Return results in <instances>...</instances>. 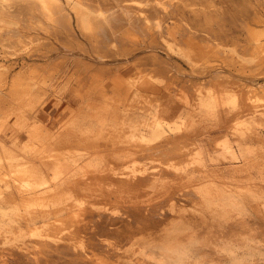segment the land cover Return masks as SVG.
I'll list each match as a JSON object with an SVG mask.
<instances>
[{"label":"rangeland","instance_id":"obj_1","mask_svg":"<svg viewBox=\"0 0 264 264\" xmlns=\"http://www.w3.org/2000/svg\"><path fill=\"white\" fill-rule=\"evenodd\" d=\"M72 16L74 20V14H72ZM11 21V26L6 25V29L4 28L3 34L0 37V65L5 69L3 70L5 71L6 76H9L10 78L13 76V74L15 76L17 74H21L23 75V77H25L24 81L28 80L31 82V84L34 83V97L32 96V98L35 100L34 108L38 107L37 111L40 114V119L38 121L39 125H42L43 128H48L51 132L69 131L70 133H75L76 135H78V137H80L79 141L82 138L78 145H75L73 147L70 146V148L66 147L65 149L59 151L57 150V148L56 150L53 149V146L55 145L52 143V139L50 140L51 142H49L50 144L45 141V146L43 145V143L37 144V149L35 148L36 152H40V149L43 150L44 148L46 152H48V154L50 153L49 155L40 158L38 164L42 167H45L47 165V162L54 161L71 166L77 165V163H79V169L76 167H72V170L69 166L66 167L67 169L63 167L62 171L58 175H65V172H67L66 176L77 173L76 176L78 177L80 174L84 173L83 176H81L84 178H86L88 174L94 175V172H99L100 169H110V171H113L116 174L133 172V168L138 172L144 169V174H148L151 176L153 174L150 173H157L161 170L170 171L171 174L169 175L171 177L169 176V178L172 179L170 181V184H172V186H170L171 188L169 186L167 188H162L159 186V184H154L152 186L153 183H151V187H149L148 185L145 188L147 191L144 189L145 192L140 194V197L138 199H133V201H136L134 203V205L136 204V207L138 202L140 205L144 201V203L140 205V208L138 205L139 211H137L138 208L136 207H134L133 209L136 208L137 210H135L138 212L137 215H139L142 210H145L146 208H142V206L145 205V202L147 204L148 202H155L158 203L157 205L153 206V209L156 212L158 211L156 210L158 207H162L159 211L167 212L170 210L172 202L179 201L175 199L168 200L166 198L168 193L174 189V196L180 197L182 201H179L177 203H181V206L177 205L180 208L174 207L175 211L177 208L179 210H177L173 215H158L159 218L162 217V221L156 219L155 217L158 218V216L156 215L155 217L147 216L148 218L146 220V213H144L145 211H143L139 215V220L135 223V225H132L133 228L137 227L138 230L134 229L133 231L131 227H124L123 225L125 222L132 218L128 213L129 211L133 210V205L129 206L128 210L127 205L130 204L129 202L126 205V201L122 200L124 203H121V200L119 202L118 200L115 201L113 198H111V200L108 202L106 200L93 201L90 200L93 198V196L91 195L93 191H91L90 194L82 195L81 201L83 202V204L86 202L85 206H90L93 202V209H97L98 211L100 210V212L103 213V216L107 212H109L110 214L113 213L112 217L114 216V222L112 221L113 219H110L112 217L109 218L108 216L107 218L104 216L106 220H108L110 223H113L112 226H123L122 229L118 232H113L112 235H109L111 236L113 241L115 236H117V239L121 236V238H119L120 240H118L119 242H116V238L114 241L116 242V244L119 243L117 244L118 247L112 240L109 239L110 237L106 236V239L105 237H103L105 240L101 238L103 240V243L102 241L100 243H102V245L105 243V248H101V250H99V252L102 251V253L100 252L102 255H100L96 248L99 239L95 240L91 233L94 229L93 228L91 230V227L94 226V223L97 224L96 222L97 220H100L102 214L101 216H99V219L97 218V214L95 215V218H93V216L92 219H94V221H92L91 218H89V215H87L88 219H90L91 221L89 220V222H87L88 219L83 218V222L81 221V223L79 222L81 218L80 220H73L71 222H67V220L55 221L54 218H51V222L43 223L42 221H38L37 223H34L31 220H24L23 217L20 218L19 224L16 225L17 223L15 221L8 222V219H6V223L2 225L4 228L0 229V264H62L65 261H67L68 264H73L74 262L79 263L81 260L82 261L79 264H96L97 262H99L98 264H115L116 261V264H156V254L148 248L147 242L149 240L158 239L162 228L168 223L175 220H179L190 225L193 231L196 233L197 237L203 241L201 248L198 249V255L203 258L201 264H227L226 259L218 256L216 253V247L221 240L235 238L241 234H248L246 233L247 231H244L245 226L249 224L253 228H256L257 226L261 228L260 229L257 227V230L260 229V231H264V210L260 205L258 207L256 204V200L259 199L250 198L249 201L245 199V194L249 192L250 188L261 187L264 191V157H262L264 156V140L255 142L253 143V145H239L235 140H231L230 144L233 150L231 149V151L228 153L227 151L223 150L225 144L222 142L225 141V138L220 134V132H218L219 125L217 126V124H215L219 123L218 117L216 116V113L211 111L213 109H223V107H234V105H236L237 103L240 104V101L244 103L246 96H249L252 100H255V104H260L259 106L250 109V115L255 114V109L264 111V49L257 51H253L250 49V52H245L243 49H238V47H235V45L233 46V44H229V46L225 47L226 51H224V54L219 56L220 58L212 57L213 59H211V63L215 64L217 62L214 65V68L215 66L216 68H218L219 66L217 67V65L220 64L219 68H221L223 72L225 71L224 77H226L225 79L229 82L228 84H226V87L231 89H228L227 93L223 92V94L225 93L226 96L224 94L225 97L218 100V106L207 107L206 105H203L200 108L197 107V109L193 111L192 107V109L189 108L187 111H185V115H187L185 117L180 114L182 110L180 106L182 104L184 94L187 95L188 99L194 102L193 93L195 92L193 87L191 86L192 83L195 84L196 82L200 87L202 86V88L207 91L213 89L214 82L208 81L210 77H212L209 74V69H207L208 71L202 70L200 72H195L191 66V63L185 60L186 58H184L180 54L179 50H169L166 47H159L155 50L159 55V58L165 65V72H159L156 74L150 69L152 67V63H139V61H141V55L145 56V53L147 51H134L131 53V55H128V59H125V57L123 56H106L105 59L98 60L94 59L93 55H91L88 51L82 50L78 47L73 48V46L64 47L56 40H53L51 48H46L44 44L41 45V43L46 40L43 38L44 33L42 31L40 32V34L35 32L29 34L23 32L22 30V34L17 35L16 32L11 29V27L15 26L16 24H14V20ZM74 27L75 34L76 36L78 35V40H80V42L82 40L84 42H82V44H84V46H87L89 43L86 40L89 37L87 35V37H83V35H85L84 31H81L79 29L82 32L81 33L76 25ZM23 29L25 30V28ZM41 40L43 41L41 42ZM137 61L139 64L137 63ZM131 67H134L136 69L134 71L135 74H133V77L131 78V82H133L135 86H137L136 88L138 89V91L136 92H133V90L127 92L126 90L128 89V87H130L131 84H126L125 81L122 83V80H119V76L122 75L123 77H125L123 74V70H128ZM31 72L32 74L29 76ZM200 73L201 75H203L201 78H199ZM116 75L118 77H116L117 79L115 78ZM185 81L187 82V84H185ZM216 89L220 90L222 88L216 86ZM36 92L38 94H35ZM234 94H236V104L234 102L232 103ZM229 95L230 97H228ZM244 107L247 108L246 111H248L249 106L244 105ZM245 118H247V116H239L238 118H236V120L234 119L232 123H239L238 119H241L242 121L243 119L246 120ZM244 120L243 122L240 121L239 124L236 123L237 125H235L238 128L240 127L239 129L246 128V126H248L247 124L249 123H247L248 120H246L245 125ZM259 122L257 124V129L255 128V130L257 132V135L264 136V120H262L260 123ZM177 125L179 127L181 126V129H179ZM175 126L176 129L178 128V130L175 129L174 131H172ZM156 128H161L162 130L166 129V132L162 134L164 136H160V134L157 138H152L151 135L153 133V130ZM171 128L172 130L167 131V129ZM140 131L146 134V140H144V142L146 141V144L143 141H139L141 139H139L140 136L138 137V135H140ZM214 131L217 133L215 134ZM186 135H189L190 137L186 138ZM133 136L135 139L132 138ZM136 137L139 139L137 142H139L140 144H137L135 142ZM131 138L134 140H132L133 142H130ZM174 140L177 142V144ZM169 141L171 142L170 144L171 146H173L174 150L171 149L170 151V149H166L168 146H170ZM147 142L149 144H147ZM167 143L168 146L166 145ZM141 144L143 146L163 144L162 146L164 147L163 149L161 148L162 150L159 152V154L158 151H156L154 153L139 152L140 154L134 153L130 156H125L127 147L135 148V145H137L136 148H138L139 145V147L142 146ZM223 144L224 146H222ZM39 145H42L41 148H38L40 147ZM241 148L242 150H240ZM121 153L124 155H122ZM41 154L39 153L37 155L40 156ZM247 154L248 156H252L251 158L249 157L246 160V157H248ZM87 155L91 156L92 158L89 160V158L85 157ZM227 155L229 158L226 157ZM258 156L261 158L258 159ZM82 158L86 159L87 161L84 159L81 160ZM254 158L256 159L255 161ZM257 161L258 163H255ZM254 163L256 164L255 166ZM247 164L248 167L249 164H251L252 166L250 165V168H248L246 167ZM232 167L233 169H231ZM137 168L141 170H138ZM170 168H176V170L181 169L182 171L185 170V172L192 171L195 174L197 173V175H200H195L196 178L194 177V180L192 178L188 179L185 172L183 173L182 171H180L181 173H177V171H173V169L171 171ZM77 169L79 170V172H77ZM154 169L156 170L154 171ZM80 170L82 171V173ZM134 172L136 171L134 170ZM204 172L206 175L204 174ZM116 174L115 176H119ZM212 175H215V177ZM253 175L255 176L253 177ZM45 176L47 184L53 182L54 173L50 174V172H46ZM12 177L13 176H8L7 178H9L12 182ZM95 179L93 180V178H90V181H88L90 182L89 186L93 189L101 186L102 184L99 181L98 177H96ZM217 182L218 184L213 185ZM204 183H207L206 188L205 185L202 187ZM207 186H210L211 188H208ZM217 186H219L221 191H224L226 194H228L229 197L222 198L221 196H217V194L215 193L217 190L215 191L214 189H217ZM234 186L236 187L234 188ZM200 188L201 190H199ZM202 188L203 192L206 191L205 195H211L212 192L214 193L210 199L205 195L202 198ZM204 188L206 190H204ZM212 188L213 190H209ZM163 190L165 191V193ZM65 191L66 192H63L61 194V200H58V202L54 206H62L63 204L68 203L72 200L73 191L68 189H66ZM198 192L201 193L200 196H198V194H195ZM97 198L99 199V197ZM141 199L143 201H141ZM156 199L158 200V202L155 201ZM186 200L189 201L187 202ZM39 201L40 199L39 197H37L34 198L31 202L38 203ZM161 203H163V205H161ZM168 203L170 204V206H168ZM239 205H243L246 211V215L243 218L238 217L231 210L233 207ZM33 206L36 207L39 205H32L31 207ZM120 206H122V208ZM25 211L26 210L22 212L24 216ZM67 211L68 210L66 209H62L60 211L64 218L68 215ZM102 211H105L106 213ZM127 211V214L130 216H127L125 214ZM149 212L152 211L149 210ZM260 212H262V214ZM254 213L256 214L254 215ZM141 216L143 217V221L140 218ZM150 217L156 220L153 222V220H151L152 218L149 219ZM140 219L141 222H148L151 220L153 222V225L151 221V223L148 222V224L144 222L147 226L144 223L140 225ZM115 221L117 223H115ZM86 224L88 227H85ZM91 224H93V226ZM139 225L142 228L145 226L142 229L143 231L141 230ZM78 228L80 230H78ZM74 229L76 231H74ZM89 231H91V238L89 235ZM81 232H83V235L79 236ZM84 234L87 236H84ZM84 237H86V240L88 237V241L90 239H93V242L94 240L95 242H97H92L90 244L91 240L88 242L84 239ZM262 237L264 238L263 235ZM72 238L75 240H73ZM78 238L82 239L79 240ZM84 240L87 244L84 242ZM79 242H81L82 245L84 244L85 246H87L79 247L81 246ZM108 242H113V244ZM69 243H72L73 245H70ZM77 243H79V245H77ZM89 244H94L96 245V247L94 245V247H89ZM107 244H111V246L109 248L107 247L109 252L107 251V253H105ZM98 245L100 244L98 243ZM55 246L56 248H58L59 253H57V249L55 250ZM71 246H75L74 249H72L73 247ZM92 247L94 250V254H91L93 252ZM64 248L67 249L66 251L68 255L72 253L73 254L68 256L64 251ZM70 248L72 249V252ZM78 248H81L80 253L78 252ZM75 249L77 250L75 251ZM115 249L116 251H114ZM82 250L86 252H82ZM118 250L119 254L114 255L113 253H118ZM110 252H113L112 255H110ZM71 256L74 257L72 258ZM83 256L88 257V259L86 258V260L88 261L87 263H83ZM111 256H113L114 258ZM79 257H82L83 259H80ZM92 258L93 261L91 260ZM79 259L80 261H78ZM104 260L106 261L104 262Z\"/></svg>","mask_w":264,"mask_h":264},{"label":"bare ground","instance_id":"obj_2","mask_svg":"<svg viewBox=\"0 0 264 264\" xmlns=\"http://www.w3.org/2000/svg\"><path fill=\"white\" fill-rule=\"evenodd\" d=\"M72 14H74V16H75V19H74L75 21L72 18L73 17ZM11 20H14V24H16L15 26H13L14 28L11 27V29L13 31H15L17 35L22 34V30H23V32L29 33V34L34 33V32L40 34V32L42 31L44 33V34L42 33L43 38L46 40L44 42H42L43 40H41V42H42L41 45L44 44V46L46 48H51L53 40H56L60 44H62L64 47L73 46V48L78 47L82 50L88 51L91 55H93L94 59H98V60L105 59L106 56L107 57L123 56V57H125V59L126 58L128 59V57H129L128 55L129 54L131 55V53L134 51H138V50H140V51L142 50L141 52L147 51L145 53V56L141 55V59H140L141 61H139V63L140 62L141 63L145 62V64L146 63H149V64L152 63V67L150 69L156 74L159 72L160 73L165 72V65H164L163 61H161V59L159 58V55L156 53L155 50L159 47H166L169 50H171V49L179 50L180 54L184 58H186L185 60H187L188 62L191 63V66L195 72H200L202 70L206 71L207 69H209L210 73L209 72L208 73L212 77H210V79L208 81L214 82L213 83L214 84L213 89L207 90V91L204 90L202 88V86L200 87L199 84H197L196 82H195V84L192 83L191 86L193 87L194 92H195V93H193L194 102L192 100L188 99L187 95L184 94L183 95V101H182V104L180 106V108L182 109L180 114H182L185 117L187 116V115H185L186 114L185 111H187L189 108L192 109V107H193V109H192V111H193V110H196L197 107L200 108L203 105H206L207 107L218 106V100L220 98L222 99L223 97H225L226 96L225 93L228 92L227 90L231 89V88L226 87V84H228L229 82L225 79L226 77H224L225 71L223 72V70H221V68H219L220 67L219 63H218L219 65H217V67L218 66L219 67L216 68V66H215V68H214V65L217 62L215 64H212L211 63L212 62L211 59H213L212 57H219V56L223 55L224 51H226L225 47L229 46V44H233V46L235 45V47H238V49L241 48L245 52L246 51L250 52V49L253 51L264 49V0H261V1L260 0H0V37L3 34V30H4L5 26L6 25L11 26V23H12ZM73 21L75 22V24ZM75 25L78 28V30L80 29L81 31H84L85 35L82 34L83 37L88 36L90 38V39L88 38L89 40L88 39L86 40L89 43L87 46L86 45L84 46V44H82V42H83L82 40H81V42H80V40H78V38H77L78 35L76 36L75 30H74ZM8 28H10V27H8ZM23 28H25V30ZM80 32H78V33H80ZM40 37H41V35H40ZM46 48H44V49H46ZM228 48H230V47H228ZM253 54H254V52H253ZM230 55H231V53H230ZM235 55H234V57H235ZM136 56H134V57H136ZM142 59L145 61H143ZM221 59H222V57H221ZM137 63H138V61H137ZM0 67H1V65H0ZM3 69L4 68L2 66L0 68V229L4 228L2 225L4 223H6V221H5L6 219H8L7 220L8 222L15 221L17 223L16 225L19 224L20 218H23V217H24V220H31L34 223H37L38 221H42L43 223L51 222L50 221L51 218H54L55 221L56 220H59V221L67 220V222H71L73 220L77 221V220H80V218H81V220L79 221L81 223L83 218L88 219L87 215H89V218H91V220L94 221V219H92L93 216H94L93 218H95V215L97 214L98 215L97 218L99 219V216H101V214H102V217H100V220H97V222H96L97 224L94 223V226H93V224H91L93 226V227H91V230L94 228L93 232L89 231L90 238H91V234H90V232H91L93 235V238L95 240L99 239L98 243L100 245H98V243H97V247H96V245L93 244L97 248V251L99 252V250H101V248H103V249L105 248L104 247L105 243L102 245L103 240L101 238L105 237V239H106V236H108V237H110L109 239L113 241V239L109 235H112L113 232L114 233L118 232L119 230L122 229L123 226L122 227L120 225L119 226L115 225L116 227H114V225L112 226L113 223H110L108 220H106L105 217L108 218V216H109V218H110V217H112L113 213L110 214L109 212H107L108 213V215H107V213L105 211H102V212L106 213L104 215L105 216L104 217L103 213H101L100 210L98 211L97 209H95V210L93 209V207H92L93 202H92V204L89 203V204H91L90 206H85L86 202L83 204V202L81 201L82 200L81 196L84 194H90L91 191H93L91 193L93 198L92 199L89 198L90 200H93V201L106 200L108 202L111 200V198H113L115 201L118 200L120 202V200H121V203H124L122 201V200H124V201H126V203H125L126 205L128 204V202L130 203L129 205H127V207H128L127 209L129 210V206H132V205H133V207H132V209H133L134 207H136V204L134 205V203L136 201H133V199H138L140 197V194L145 192L144 189L148 185H149V187H151V185H150L151 183H153L152 186L154 184H159V186L162 188H167L168 186L169 187L172 186V184H170L171 183L170 181L172 179L169 178V176H170L169 174H171V172L166 171V170H161L160 172L158 171L157 173H150V174H153L151 176L148 174H144L145 173L144 169H143L144 171L142 170V171L138 172L136 169L133 168L137 173L134 172V170L132 169L133 172H125V173H120V174L119 173L116 174L115 172L110 171V169H105V170L100 169V171L98 170L99 172H96V173L94 172V175L88 174V176H86V178H84V177H81L84 174V173H82L81 170L80 171L82 174H80L78 177L76 176L77 173L66 176L67 172H65V175L64 174L61 176L58 175L62 171L63 167L66 168L69 166V167H71V169H72V167H76L79 169V166H80L79 163H77V165L71 166V165H64V163L61 164L57 161H54V162H47L46 163L47 165L45 167L40 166L38 164L39 159L49 155L50 153L48 154V152H46V150L43 147H42L43 150L40 149V152H38V151L36 152V149H37L36 147L38 146L37 144L43 143V145H44L45 141L49 143V142H51L50 140L52 139V143L55 145V146H53V149L56 150V148H57V150L59 151V150L65 149L66 147L70 148V146L73 147L75 145H78L82 138L79 141L80 137H78V135H76L75 133H70L69 131L51 132L48 128H43L42 125H39L38 121L40 119V117H39L40 114L37 111L38 107L36 106L37 108H34L35 100L32 98V96L34 95V90H33V87H34L33 84L34 83L31 84V82L28 80L24 81L25 77H23V75H21V74L20 75L17 74L16 76L13 74V76L9 78V76H6V74H5V71H4L5 69L4 70ZM135 70L136 69L134 67H131L128 70H123V74L125 77H123L122 75L119 76V78H120L119 80H122L121 81L122 83L125 81L126 84H128V83L131 84L130 87H128V89L126 90L127 92L130 90H133V92L138 91V89L136 88L137 86H135V84L133 82H131L132 81L131 78L133 77V74H135V72H134ZM31 74H32V72L29 74V76ZM205 74H206V72H205ZM202 76L203 75H201V73H200L199 78H201ZM116 77H117V75L115 76V78ZM116 83H118V82H116ZM185 84H187L186 81H185ZM216 86H218L219 88H222V89L218 90V89H216ZM222 86H224V87H222ZM223 92H225L224 93L225 96H224ZM35 94H38V93L36 92ZM222 94H223V96H222ZM236 94H234V97L232 99V103L234 102L235 104L237 102L236 98H235ZM37 97H39V96H37ZM228 97H230V95ZM38 99H40V98H38ZM42 101H44V100H42ZM238 102H239V100H238ZM45 103H47V102H45ZM236 105H238V106H236ZM236 105H234V107L233 106L230 107L231 109L223 107V109L220 108V109L211 110L214 113H216V116L218 117L219 123H215V124H217V126L219 125L218 132H220V134L223 135L225 138V141L222 142L225 144V147L223 148V150L227 151L228 153L232 149V146L230 144L231 140H235L237 142V144H239V145H243V144L244 145H246V144H252L253 145V143H255V142L264 140V136L263 135L262 136L257 135V132L255 130V128L257 129L258 122L259 121L261 122L262 120H264V111H260V109H255V111L257 113L255 112V114L250 115V113H251L250 109L253 107H257L260 104H255V100H252L251 97L246 96L244 103L242 101H240V104L237 103ZM244 105L249 106L248 111H246L247 108H245ZM243 115L247 116V118H245V119L248 120L247 123H249L250 125L247 124L248 126H246V128L239 129L240 127L238 128L236 125L240 123L241 119L240 120L238 119L239 123L236 122L237 124L235 122L232 123V121L234 119L236 120V118H238L239 116H243ZM243 120L241 122H243ZM246 120H244V122ZM216 121H217V119H216ZM245 125H246V122H245ZM180 127L178 126L179 129H181ZM178 128L176 129V126H175L173 130L171 128V129H167V131L168 130L174 131L175 129L178 130ZM137 130H140V129H137ZM165 132H166V129L162 130L161 128L160 129L156 128L153 130V133L151 136H152V138H157L160 134H161L160 136H164L162 134H164ZM216 133L217 132H215V134ZM139 134L140 135H138V137L140 136L139 139L141 138L142 140L141 139L139 140L136 137L135 142L137 144L139 143V142H137L138 140L140 142H142V141L144 142V140H146V138H145L146 134L145 133H142L140 131ZM185 137L187 138L190 136L186 135ZM132 138L135 139L134 136ZM132 138H131V141L129 139L130 142L134 141ZM211 138H213V137H211ZM218 138H219V135H218ZM218 138H217V140H218ZM170 143L171 142L169 141V144ZM147 144H149V143L147 142ZM176 144H177V142H176ZM224 144L222 146H224ZM162 145L163 144H158V145L156 144L154 146H143L142 145L141 147H139L140 146L139 145L138 148H136L137 145H135V148L134 147H127V151L125 152V154H126L125 156H130L134 153L135 154L146 153V152L154 153L156 151H158V154H159V152L164 147ZM166 145L168 146V143ZM39 146L40 147H38V148H41L42 145H39ZM166 149L167 150L170 149V151H171V149H173V146H171V144H170V146H168ZM240 150H242V148ZM232 152H234V151H232ZM39 153L40 154L42 153V154L40 156H38L37 154H39ZM51 154H52V152H51ZM178 154H177V156H178ZM122 155H124V154H122ZM229 155H231V154H229ZM119 156H121V155H119ZM181 156H180V158H181ZM247 156H248V154H247ZM251 156L246 157V160L249 157L251 158ZM256 156H257V154H256ZM85 157L89 158V160L92 158L91 156H88V155ZM226 157H228V155ZM262 157H264V156H262ZM177 158H179V157H177ZM260 158L261 157H259L258 159H260ZM83 159L84 158H82L81 160H83ZM84 160H86V159H84ZM255 160L256 159L254 158V161ZM170 163H172V162H170ZM255 163H258V161ZM255 163H254V166L256 165ZM250 165L251 164H249V167H248V164H247L246 167L250 168ZM202 168H204V167H202ZM78 169H77V172H79ZM170 169H171V171H172V169H173V171L174 170L177 171V173L182 171L181 169L176 170V168L175 169L170 168ZM231 169H233V167ZM93 170H95V169H93ZM138 170H141V169H138ZM155 170L156 169H154V171ZM159 170H160V168H159ZM67 171H71V170H67ZM234 171H235V168H234ZM46 172H50V174L54 173L53 182L50 184L46 183L47 182L46 176H45ZM182 172L184 173L185 170H183ZM68 173H70V172H68ZM198 173H199V171H198ZM245 173H247V172H245ZM115 174L119 175V176H115ZM185 174H186V177L188 179L189 178L193 179L195 177V175H197V173L195 174L192 171L185 172ZM204 174H205V172H204ZM199 175H197V176H199ZM8 176L9 177L13 176L12 182L10 181L9 178H7ZM212 176L215 177V175H212ZM254 176L255 175H253V177ZM96 177L99 178V181L102 184H101V186L93 189L89 186L90 182H88V181H90L89 180L90 178H93V180H94ZM174 179H176V178H174ZM201 179H203V178H201ZM224 182H226V181H224ZM206 184L204 183L202 185V187L205 185V188H206ZM216 184H218V182L213 184V185H216ZM210 186H207V187L209 188ZM198 187H199V185H198ZM213 187H215V186H213ZM235 187L236 186H234V188ZM205 188H204V190H206ZM66 189L73 191L72 200L68 203L63 204L62 206H54L58 202V200H61V198H62L61 194L63 192H66L65 191ZM214 189H215V191L217 190L215 192L217 194V196H221L222 198H228L229 197L228 194H226L224 191L220 190L219 186H217V189L216 188H214ZM94 190L95 191L98 190V191L95 192ZM199 190H201V188ZM209 190H213V188L209 189ZM218 190H220V191H218ZM173 191L175 192V189L170 191V192L168 191L169 193L167 192L168 195L166 196V198L168 200L175 199V200H179L181 202L182 199L178 196H174ZM196 192H197V189H196ZM202 192H203V188H202ZM205 192L202 193V198L206 194ZM164 193H165V191H164ZM199 193L200 192L195 193V194H198V196H200L201 193L200 194ZM213 194L214 193L212 192L211 195H205V196L206 197L208 196V198L210 199ZM245 195H246L245 199H247L248 201L250 198L259 199V200H256V204L258 207L260 205L264 210V191L262 190L261 187L250 188L249 192L246 193ZM37 197H39V199H40V201L38 203L31 202L34 198H37ZM86 197H87V195H86ZM97 197H99L100 200ZM96 199H98V200H96ZM141 201H143V200L141 199ZM155 201L158 202L157 199ZM179 201L172 202L171 206L168 203V206H170V210L169 211L166 210L167 212L159 211L162 208V207L159 208L158 207L159 205L156 206V207H158L156 209L158 211L156 212L153 209L154 208L153 206L157 205L158 203H155V202L149 203L148 202V204H147L145 202L146 206L143 205L142 208L143 207H146V208H145V210H142V212L145 211L144 213H146L145 214L146 216L145 215L144 216H145L146 220L148 218L147 216H154V217H155V215L156 216H158V215H162V216L170 215L171 216L177 210H179L178 208H180V207H178V206H181V203L177 204ZM164 202H166V201H164ZM143 203H144V201L141 204H143ZM105 204H107V203H105ZM32 205H39V206L31 207ZM138 205H139V202H138L136 208H138ZM140 205H139V208L141 207ZM161 205H163V203H161ZM38 207H40V208H38ZM120 207L122 208V206H120ZM174 207L175 208L178 207L176 209V211L174 210L175 209ZM258 207H256V208H258ZM139 208H138V210L137 209L136 210L139 211ZM62 209L68 210L67 211L68 215L66 216L67 218L66 217L64 218L62 213H60V211ZM135 209H133L132 211H129V213H128V211L125 213L127 216L131 215L130 216V217H132L131 219H129V220L127 219L128 221L125 222L124 224L120 223V224H123L124 227H129V228L131 227L133 231H134V229L136 230L137 227L133 228L132 225H135V223L139 220V215L142 213L141 212L139 215H137L138 212ZM24 210H26L25 216L22 213ZM149 210H151L152 212H149ZM140 211H141V209H140ZM127 213L130 215H128ZM260 213L262 214V212H260ZM28 214H29V216H28ZM255 214L256 213H254V215ZM118 216H119V214H118ZM122 218H124V217H122ZM140 218L143 221V217L141 216ZM151 218L152 217H150L149 219H151ZM155 218L159 219V221H162V217L159 218V216H158V218L157 217H155ZM110 219L111 220L113 219L112 221L114 222V216ZM141 219H140V225L144 222L148 224V222L149 223L152 222L151 220H153V222L156 220V219L154 220V218H152L150 220L151 222L150 221L141 222ZM89 220L90 219H88L87 222H89ZM115 220H116V218H115ZM119 221H120V219H119ZM153 222H152V225H153ZM73 223H72V226H73ZM115 223H117V222L115 221ZM87 224L85 225V227L87 226ZM140 225H139V227H140ZM256 225H258V224H256ZM257 227L253 228L250 226V224L246 225L244 232L247 231L246 233H248V234H254L255 239L259 240L260 242L262 241L261 243H264V238L262 237V235L264 236V231L263 230L260 231V229H261L260 227H258L260 229L257 230ZM140 228H141V230L143 229L142 227H140ZM84 229H81V230H84ZM146 229H147V227H146ZM78 230H80V229L78 228ZM74 231H76V230L74 229ZM81 233H80V235L79 234L78 235L82 236L83 232H81ZM122 233H121V235H122ZM70 234H69V236H70ZM72 236H74V235H72ZM84 236H87V235L84 234ZM116 237L117 236L114 237V241H115ZM69 238H68V240H69ZM119 238H121V236ZM119 238L118 239L116 238V242L118 240H120ZM60 239H62V238H60ZM81 239L82 238H80L79 240H81ZM84 239L86 240V237H84ZM88 239L89 238L87 237L86 241H88ZM73 240H75V239H73ZM85 240H84V242H85ZM92 240H91L90 244L93 242ZM95 240L93 243L97 242V241L95 242ZM101 241H102V243H100ZM70 242H72V241H70ZM81 242H79L81 245L79 247H84L85 245L84 244L82 245ZM113 242H108V243L113 244ZM116 242H114V243L117 246V244H119V243L116 244ZM45 243H46V241H45ZM59 243H57V244H59ZM79 243H77V245H79ZM52 244H53V242H52ZM69 244H68V246H69ZM90 244H89V247L93 246ZM111 244H107L106 248L107 247L109 248L111 246ZM59 245H61V244H59ZM63 245H64V243H63ZM75 246H71V247H73L72 249H74ZM64 247H65V245H64ZM93 247H92L93 252L91 254H94ZM98 247H100V248H98ZM96 248H94V249H96ZM108 248L106 249V252L104 251L105 253H107V251L109 252ZM56 249H57V253H59L58 248H56V246H55V250ZM64 249H65L64 251L67 254V251H66L67 249L66 248H64ZM72 249H71V252H72ZM80 249L81 248H78L79 253L81 251ZM76 250L77 249H75V251ZM83 251L84 250H82V252ZM114 251H116V249ZM61 252H62V250H61ZM84 252H86V251H84ZM100 252L102 253V251H100ZM101 253H100V255H102ZM110 253H108V254L112 255L113 252H110ZM72 254H70V255H72ZM76 254H78V253H76ZM113 254L114 255L119 254V250H118V253L115 252ZM70 255H68V256H70ZM105 255H104V257H105ZM97 256H99V255H97ZM104 257H103V259H104ZM111 257H113V256H111ZM86 258L88 259V257H84L83 263L88 262L86 260ZM80 259H83V258L81 257ZM80 259L78 261H80ZM91 260L93 261V258ZM91 260H90V262H91ZM98 260H100V259H98ZM96 261H97V258H96ZM105 261L106 260H104V262ZM116 262H115V264H116ZM42 263H43V261H42ZM63 263L68 264L67 261H65ZM74 263L79 264L78 262H74ZM98 263L99 262H97L96 264H98Z\"/></svg>","mask_w":264,"mask_h":264},{"label":"clouds","instance_id":"obj_3","mask_svg":"<svg viewBox=\"0 0 264 264\" xmlns=\"http://www.w3.org/2000/svg\"><path fill=\"white\" fill-rule=\"evenodd\" d=\"M231 210L238 217L246 215L243 205ZM202 244L191 226L179 220L168 223L158 239L147 242L148 248L156 254V264H201L203 258L198 255V249ZM216 253L225 258L227 264H264V243L255 239L254 234L221 240Z\"/></svg>","mask_w":264,"mask_h":264}]
</instances>
